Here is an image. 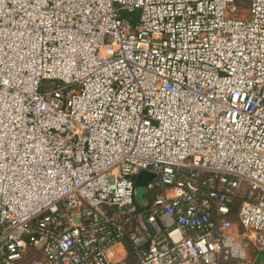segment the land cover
I'll list each match as a JSON object with an SVG mask.
<instances>
[{"label":"built area","instance_id":"built-area-1","mask_svg":"<svg viewBox=\"0 0 264 264\" xmlns=\"http://www.w3.org/2000/svg\"><path fill=\"white\" fill-rule=\"evenodd\" d=\"M250 247L264 0H0V264H256Z\"/></svg>","mask_w":264,"mask_h":264},{"label":"rangeland","instance_id":"rangeland-1","mask_svg":"<svg viewBox=\"0 0 264 264\" xmlns=\"http://www.w3.org/2000/svg\"><path fill=\"white\" fill-rule=\"evenodd\" d=\"M139 14V11H132V12H123V15L125 16V18L127 20H129V22H131L132 24L134 23V21H132V18L134 16H137ZM147 193V190L145 187H139V186H135V190H134V195L136 198V201L139 203H143V197L144 195ZM247 255L253 259V261L256 264H264V248L260 251H254L251 247L247 248L246 250ZM122 255V252L118 253L115 255L114 258H118Z\"/></svg>","mask_w":264,"mask_h":264},{"label":"water","instance_id":"water-1","mask_svg":"<svg viewBox=\"0 0 264 264\" xmlns=\"http://www.w3.org/2000/svg\"><path fill=\"white\" fill-rule=\"evenodd\" d=\"M151 178H153V175L151 173H148L146 171H141L135 181H134V184L135 186H139V187H144L145 186V183L147 181H149Z\"/></svg>","mask_w":264,"mask_h":264},{"label":"trees","instance_id":"trees-1","mask_svg":"<svg viewBox=\"0 0 264 264\" xmlns=\"http://www.w3.org/2000/svg\"><path fill=\"white\" fill-rule=\"evenodd\" d=\"M134 17H135V16H134ZM134 17L132 18V21H134ZM238 200H239V199H236V200L234 201V203L232 204V206H231V211H232L231 218H232V220H234V221L236 220L235 212H236V209H237Z\"/></svg>","mask_w":264,"mask_h":264}]
</instances>
